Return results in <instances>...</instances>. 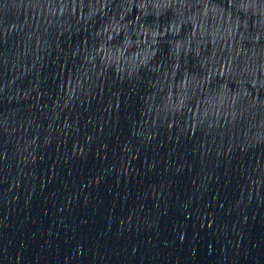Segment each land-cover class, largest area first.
I'll return each instance as SVG.
<instances>
[{
  "label": "water",
  "instance_id": "water-1",
  "mask_svg": "<svg viewBox=\"0 0 264 264\" xmlns=\"http://www.w3.org/2000/svg\"><path fill=\"white\" fill-rule=\"evenodd\" d=\"M262 239L264 0H0V264Z\"/></svg>",
  "mask_w": 264,
  "mask_h": 264
}]
</instances>
